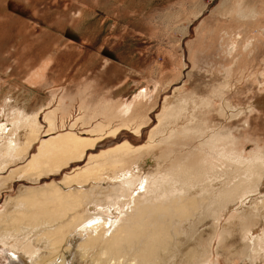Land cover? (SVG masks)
I'll use <instances>...</instances> for the list:
<instances>
[{"label": "bare ground", "instance_id": "6f19581e", "mask_svg": "<svg viewBox=\"0 0 264 264\" xmlns=\"http://www.w3.org/2000/svg\"><path fill=\"white\" fill-rule=\"evenodd\" d=\"M229 75L205 82L213 93L199 84L177 90L143 148L124 142L100 154L93 151L108 136L146 128L136 118L139 101L118 105L70 87L43 126L48 104L41 98L30 108L14 97L0 126V195L18 178L36 186L6 199L0 246L25 264H220L224 256L264 264V231L254 237L264 196L253 200L264 191V148H238L243 126L230 122L245 111L222 102ZM76 101L80 115L58 132ZM79 124L93 129L75 133Z\"/></svg>", "mask_w": 264, "mask_h": 264}, {"label": "rangeland", "instance_id": "374dc122", "mask_svg": "<svg viewBox=\"0 0 264 264\" xmlns=\"http://www.w3.org/2000/svg\"><path fill=\"white\" fill-rule=\"evenodd\" d=\"M240 9L246 16L253 9L261 14L241 18ZM227 74L231 89L222 102L225 97L224 103L245 111L230 123L243 126L238 148L250 154L264 148V0H0V126L17 96L30 108L43 99L49 107L39 121L47 126L45 114L56 110L67 89L77 87L118 105L139 101L136 118L148 123L138 136L128 129L108 136L93 153L124 142L141 149L177 90L190 92L199 84L213 93L205 82H222ZM71 109L58 132L70 131L80 115L77 101ZM92 129L79 124L74 130L87 136ZM182 142L192 149L198 144ZM16 165L24 161L11 168ZM19 179L0 195V211L21 187L36 186ZM258 195L253 200L264 191ZM260 226L254 237L264 231ZM225 258L220 264L244 259ZM0 264L25 263L0 246Z\"/></svg>", "mask_w": 264, "mask_h": 264}]
</instances>
